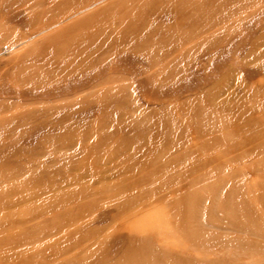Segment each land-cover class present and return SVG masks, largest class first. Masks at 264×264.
<instances>
[{
    "label": "rangeland",
    "instance_id": "1",
    "mask_svg": "<svg viewBox=\"0 0 264 264\" xmlns=\"http://www.w3.org/2000/svg\"><path fill=\"white\" fill-rule=\"evenodd\" d=\"M0 264H264V0H0Z\"/></svg>",
    "mask_w": 264,
    "mask_h": 264
}]
</instances>
